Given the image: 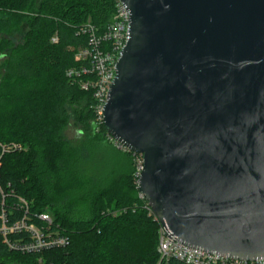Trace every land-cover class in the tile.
I'll return each mask as SVG.
<instances>
[{
    "label": "water",
    "instance_id": "obj_1",
    "mask_svg": "<svg viewBox=\"0 0 264 264\" xmlns=\"http://www.w3.org/2000/svg\"><path fill=\"white\" fill-rule=\"evenodd\" d=\"M106 132L177 243L264 260V0H122Z\"/></svg>",
    "mask_w": 264,
    "mask_h": 264
},
{
    "label": "trees",
    "instance_id": "obj_2",
    "mask_svg": "<svg viewBox=\"0 0 264 264\" xmlns=\"http://www.w3.org/2000/svg\"><path fill=\"white\" fill-rule=\"evenodd\" d=\"M114 12V0H0V141L23 146L1 158L0 185L25 197L32 211L49 213L70 239L40 256L11 252L0 239V263L160 262V225L139 196L131 154L122 151L105 163L111 142L104 125L97 131L92 95L67 77L88 42L79 28L91 23L103 32ZM73 118L81 127L80 149L64 138ZM86 154L104 158L92 189L73 171Z\"/></svg>",
    "mask_w": 264,
    "mask_h": 264
},
{
    "label": "built area",
    "instance_id": "obj_3",
    "mask_svg": "<svg viewBox=\"0 0 264 264\" xmlns=\"http://www.w3.org/2000/svg\"><path fill=\"white\" fill-rule=\"evenodd\" d=\"M114 2L115 12L103 32H100L99 28L91 23L79 28L78 34L86 35L88 42L76 53L75 60L79 64L67 70V77L73 84L92 95L91 108L94 111L98 132L104 125V110L111 85L116 77V65L129 38L130 13L122 0H114ZM52 42L58 43V37L54 36ZM106 137L119 150L131 154L134 165L133 178L139 188L145 166L143 155L133 153L108 133ZM0 150L1 168L3 155L22 151L23 146L20 143L8 144L0 141ZM139 196L146 201L145 208L148 210L149 216L153 217L160 225L158 251L161 258L159 264L162 261L170 262L172 260L184 264H264V260L247 261L227 258L177 243L169 237L140 192ZM0 239L7 250L24 255L40 256L45 251L64 248L70 244L69 237L58 226L55 227L54 220L49 213L32 211L31 203L25 197L14 191L6 192L1 185ZM0 264L23 263L14 260ZM39 264H42V259H39Z\"/></svg>",
    "mask_w": 264,
    "mask_h": 264
},
{
    "label": "rangeland",
    "instance_id": "obj_4",
    "mask_svg": "<svg viewBox=\"0 0 264 264\" xmlns=\"http://www.w3.org/2000/svg\"><path fill=\"white\" fill-rule=\"evenodd\" d=\"M2 65V60L0 61V66ZM94 122V118H93ZM79 130L81 127L75 124L74 118L71 120L70 124L66 127L64 131V138L71 142L73 147H78L79 149L82 148L81 138H79ZM119 154L120 156L123 155V152L119 150L114 143H106L105 144V163L110 156ZM81 156V154H79ZM101 156L100 160L99 157ZM96 157L95 155H87L83 158H78L77 162L75 163V169L73 171L81 177L82 180L86 183V187L92 189L97 184V181L100 179L102 172L104 171L103 164L104 158L102 155Z\"/></svg>",
    "mask_w": 264,
    "mask_h": 264
}]
</instances>
